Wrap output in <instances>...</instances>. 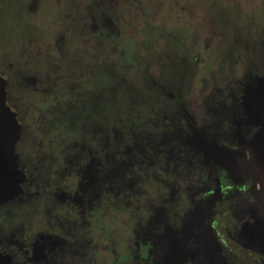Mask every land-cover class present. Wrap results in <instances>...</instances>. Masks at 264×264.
<instances>
[{"label":"rangeland","instance_id":"rangeland-1","mask_svg":"<svg viewBox=\"0 0 264 264\" xmlns=\"http://www.w3.org/2000/svg\"><path fill=\"white\" fill-rule=\"evenodd\" d=\"M262 62L264 0H0V78L43 188L67 190L89 151L132 147L125 176L139 179L112 184L79 231L98 264H135L154 207L178 209L167 199L191 166L170 153L182 149L175 112L195 115ZM43 205V223L68 230L71 210Z\"/></svg>","mask_w":264,"mask_h":264},{"label":"flooded vegetation","instance_id":"flooded-vegetation-1","mask_svg":"<svg viewBox=\"0 0 264 264\" xmlns=\"http://www.w3.org/2000/svg\"><path fill=\"white\" fill-rule=\"evenodd\" d=\"M260 67L220 99L221 91L213 89L195 115L175 112L182 149L170 153L191 168L183 187L167 199L179 201L169 208L178 209L167 214L155 206L141 229L135 264H264V62ZM4 83L0 78V264H98L79 231L86 211L105 199L112 184L125 189L139 179L125 176L132 147L115 150L119 159L89 151L73 185L44 189L45 170L25 152L23 127L6 101ZM45 203L71 210L67 216L74 219L64 222L75 232L44 224Z\"/></svg>","mask_w":264,"mask_h":264}]
</instances>
